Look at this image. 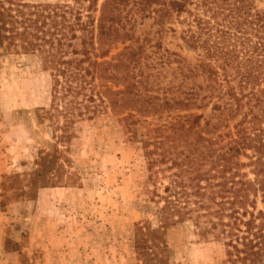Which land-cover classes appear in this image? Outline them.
Listing matches in <instances>:
<instances>
[{
  "label": "trees",
  "instance_id": "16d2710c",
  "mask_svg": "<svg viewBox=\"0 0 264 264\" xmlns=\"http://www.w3.org/2000/svg\"><path fill=\"white\" fill-rule=\"evenodd\" d=\"M258 1L262 7L256 0H88V8L99 15L93 19L89 14L81 22V14L68 6L0 0V48L46 54L52 97L62 102L54 107L65 120L62 131L74 120L108 108L114 113H167L154 140L144 143V148L153 146L145 149L148 165H165L170 175L162 194L156 193L158 225L135 227L141 264H166L165 231L187 219L204 224L203 234L223 239L229 264H264V0ZM192 3L204 13L188 35L194 48L204 35V63L192 69V75L199 68L204 72L205 93L199 99L195 88L200 86L194 83L174 95L191 74L177 87L172 79L165 81L170 64L165 51L158 42L134 35L146 20L163 29L170 11H187ZM77 30L83 32L79 48L73 43ZM127 42L105 58L112 46ZM203 99L204 108L212 101L203 124L201 115H170L175 109L201 107ZM240 155L248 162H240ZM54 159L41 155L22 193L31 195L34 188L54 182L47 174ZM244 166L252 168L253 178L241 172Z\"/></svg>",
  "mask_w": 264,
  "mask_h": 264
},
{
  "label": "rangeland",
  "instance_id": "374dc122",
  "mask_svg": "<svg viewBox=\"0 0 264 264\" xmlns=\"http://www.w3.org/2000/svg\"><path fill=\"white\" fill-rule=\"evenodd\" d=\"M21 1L68 6L81 14V22L89 14L93 19L99 15L88 8V0ZM256 1L257 7L263 6ZM198 17L204 19V13L192 3L187 11H170L163 29L146 20L136 26L134 35L158 42L165 51L170 62L164 69L165 81L170 78L177 87L191 74L174 95L194 83L200 86L195 88L199 99L205 93L204 72L199 68L192 75V69L204 63V35L196 48L188 38ZM82 34L76 31L77 48ZM127 44L112 46L105 58ZM146 51L149 54L150 45ZM52 94L46 54L0 48V264H141L135 251V227L158 225L156 193L162 194L170 175L165 165H148L145 149L153 146L144 148V143L154 140V130L168 119L167 113H114L108 108L92 118L76 119L62 131L65 120L54 108L62 102ZM201 102V107L175 109L170 115L176 119L189 113L201 115L203 124L212 101L206 108L204 99ZM128 112L133 117H127ZM46 154L55 157L47 171L54 182L34 188L31 195L22 193ZM238 159L248 162L243 155ZM251 171L250 166L241 169L247 179L253 178ZM257 206L263 207L259 196ZM203 227L190 219L168 226L166 264H229L223 239L212 232L203 234Z\"/></svg>",
  "mask_w": 264,
  "mask_h": 264
}]
</instances>
